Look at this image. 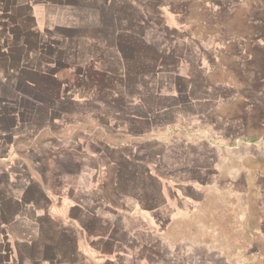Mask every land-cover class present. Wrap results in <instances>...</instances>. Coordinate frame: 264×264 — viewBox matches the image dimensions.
<instances>
[{
	"label": "crops",
	"instance_id": "crops-1",
	"mask_svg": "<svg viewBox=\"0 0 264 264\" xmlns=\"http://www.w3.org/2000/svg\"><path fill=\"white\" fill-rule=\"evenodd\" d=\"M66 1L0 0V264L161 261L147 240L173 223L180 190L219 180L230 134L259 120L264 41L169 39L162 0H129L142 23L122 30L146 32L144 50L115 56L109 34L68 36L84 28L62 18L77 8ZM211 153L216 168L199 164Z\"/></svg>",
	"mask_w": 264,
	"mask_h": 264
},
{
	"label": "rangeland",
	"instance_id": "rangeland-1",
	"mask_svg": "<svg viewBox=\"0 0 264 264\" xmlns=\"http://www.w3.org/2000/svg\"><path fill=\"white\" fill-rule=\"evenodd\" d=\"M160 1L157 0V3ZM146 2L152 3L149 0ZM66 3L69 7L77 8L72 9L74 16L61 14L62 18L67 19L68 24L73 19L74 27L84 28L83 31H69L68 36H85L86 40L94 42L109 34L115 56L122 52L133 56L144 50L139 48L143 43L137 40L143 41L146 32L142 33V30L132 26L122 30L125 23H142L135 15L130 19L127 8L129 0H115L105 8L101 0H67ZM229 4L225 6L213 0H162V33L170 35L169 39L177 37L230 42L241 38L264 41V27L252 28V25L262 22L263 0H231ZM152 16L146 17L148 31L160 23ZM25 23H32V19L26 18ZM95 27L107 28L109 32L97 31ZM114 29L117 30L115 33ZM139 34L142 37L135 36ZM231 54L233 52L228 50L219 63L228 70L229 77L236 69L229 58ZM96 55L111 56L106 50H99ZM132 63L138 68L139 57ZM219 75L218 80L225 76L222 73ZM260 93H264V88ZM261 94L255 97L260 101L259 120L244 126V136L239 131L234 137L235 132H232L231 140L234 141L220 150V162L225 167L220 179L211 177V181L202 188L180 190L178 212L173 223L158 225L155 239L147 240L148 244H156L157 250L161 251V261L155 262L150 255L145 256L146 260H152L149 261L151 264H264V94ZM229 110L226 111L228 115L237 114L234 108ZM203 149L204 153H210L206 147ZM210 156L211 160H201L199 164L216 168L219 162L213 158L214 153Z\"/></svg>",
	"mask_w": 264,
	"mask_h": 264
}]
</instances>
